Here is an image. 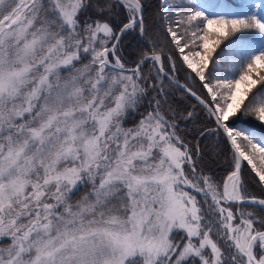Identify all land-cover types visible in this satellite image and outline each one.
<instances>
[{
	"label": "snow or ice",
	"instance_id": "snow-or-ice-1",
	"mask_svg": "<svg viewBox=\"0 0 264 264\" xmlns=\"http://www.w3.org/2000/svg\"><path fill=\"white\" fill-rule=\"evenodd\" d=\"M253 121L264 0H0V264H264Z\"/></svg>",
	"mask_w": 264,
	"mask_h": 264
},
{
	"label": "trees",
	"instance_id": "trees-1",
	"mask_svg": "<svg viewBox=\"0 0 264 264\" xmlns=\"http://www.w3.org/2000/svg\"><path fill=\"white\" fill-rule=\"evenodd\" d=\"M150 4L153 6H156L158 4V0H149ZM228 60L226 59L223 64H225ZM255 122L251 123H246V124H241L239 126L246 127V128H251L257 135V137L264 135V129H261L259 127H254L253 125ZM227 168V163L225 161H222L217 167H216V172L218 175L223 176L225 174V169ZM253 191L258 194V189H255L253 186Z\"/></svg>",
	"mask_w": 264,
	"mask_h": 264
},
{
	"label": "rangeland",
	"instance_id": "rangeland-1",
	"mask_svg": "<svg viewBox=\"0 0 264 264\" xmlns=\"http://www.w3.org/2000/svg\"><path fill=\"white\" fill-rule=\"evenodd\" d=\"M224 70L225 71H230L231 70V64L229 61H227L225 64H224Z\"/></svg>",
	"mask_w": 264,
	"mask_h": 264
}]
</instances>
